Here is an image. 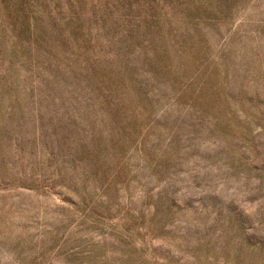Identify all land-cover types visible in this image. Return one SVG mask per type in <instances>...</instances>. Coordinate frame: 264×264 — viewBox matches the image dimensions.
<instances>
[{
    "label": "rangeland",
    "instance_id": "obj_1",
    "mask_svg": "<svg viewBox=\"0 0 264 264\" xmlns=\"http://www.w3.org/2000/svg\"><path fill=\"white\" fill-rule=\"evenodd\" d=\"M0 264H264V0H0Z\"/></svg>",
    "mask_w": 264,
    "mask_h": 264
}]
</instances>
